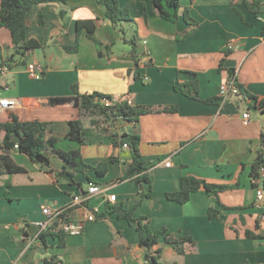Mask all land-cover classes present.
<instances>
[{"label":"crops","instance_id":"crops-1","mask_svg":"<svg viewBox=\"0 0 264 264\" xmlns=\"http://www.w3.org/2000/svg\"><path fill=\"white\" fill-rule=\"evenodd\" d=\"M118 1L130 3L135 22L128 23L137 26L138 64L131 53L129 27L115 26L96 0L39 3L27 14L28 37L42 47L29 50L26 63L10 68L0 79V97L15 100V105L0 112V122L14 115L23 121L51 123L52 134L62 137V149H78L93 167L106 163L107 172H76L51 150L49 166L44 167L12 150L27 172L0 175V264H39L51 256L63 264H153L135 226L116 213L95 218L110 204L136 205L135 215H147L153 231L166 228L176 238L193 237V242L182 246L184 252L161 237L152 250L159 252L158 264H264V221L260 220L264 200L257 201L251 177L260 150L264 156V112L255 107L253 98L220 95L221 85L235 80L264 97V2L262 12L255 15L244 0H181V17L172 22L160 17L150 0ZM185 9L197 22L183 18ZM85 19L95 20L100 45L85 30L78 34L77 21ZM119 40L125 43L121 51L116 49ZM77 42V52L65 49ZM230 43L233 49L228 48ZM224 49L231 52L229 59L236 60L235 77L227 69L219 70ZM12 52L10 32L2 27L0 62ZM28 62L43 65L41 79L29 76ZM192 80L198 82L199 98L175 89L178 82ZM74 84L80 94L121 96L134 106H175L176 111L112 124L101 114L51 104V97L75 95ZM216 97L221 102L212 100ZM246 110L249 121L243 118ZM79 118L90 137L85 144L64 138L69 121ZM123 132L140 136L142 160L153 179L143 188L151 189V196L142 198L136 182L123 178L132 160L131 150L123 146L127 141ZM168 158L171 166L164 164ZM183 175L225 188L219 195L204 189L192 192L186 203L170 200L167 193L180 188ZM89 178L105 190L73 208L75 220L84 222L83 233L68 234L64 247L49 237L47 247L38 240L28 248L29 239L47 228L39 226L47 220L44 207H67L75 194L87 191ZM110 193L117 194L116 201H109ZM212 207L220 210L214 218L209 216ZM247 231L262 237H248Z\"/></svg>","mask_w":264,"mask_h":264},{"label":"trees","instance_id":"trees-1","mask_svg":"<svg viewBox=\"0 0 264 264\" xmlns=\"http://www.w3.org/2000/svg\"><path fill=\"white\" fill-rule=\"evenodd\" d=\"M71 0H0V28L5 27L9 30L13 52L2 58L0 66L7 65L13 68L16 65L25 64L27 52L32 49L42 47L41 43L35 39L28 37V24L27 14L30 9L39 3L58 2L67 4ZM152 5L156 8L160 17L165 20L176 22L180 19L181 0H150ZM98 6L104 12V15L115 25L119 26L123 21H127L131 24L135 22V19L131 15L130 7L126 4L124 7L120 6L118 0H96ZM264 0H244V4L247 9L255 14L259 15L262 12V5ZM237 12H242L236 7ZM61 16L64 15L63 11L60 12ZM145 17L147 14L145 13ZM183 18L187 22L195 21L189 13V9H185ZM41 24H44L42 15H40ZM97 24L94 19H85L77 21V31L80 34L83 30L86 31L88 38L92 39L95 43L101 44L100 40L96 36ZM188 34V33H187ZM132 44L131 53L138 64L137 46L138 37L137 30L135 35L129 39ZM68 52L75 53L79 50V42L71 46H65ZM225 56L220 60L219 70L227 69L226 61L229 60L231 52L229 49H224ZM150 62V61H149ZM136 77H140L139 74ZM235 77V74L232 76ZM235 81V80H234ZM241 90L244 97H250L255 100V107L261 109L264 112V97H260L248 91L243 85L236 83ZM72 89L76 92L75 95L68 96H55L50 98L51 104L62 107H78L82 112L94 115L101 114L108 120L115 124L116 121H135L140 116L148 113H161V112H175L174 106L163 105H150V106H134L133 103H129L128 100H121L115 102L113 105L107 107L102 103V99L112 98L113 96L105 95L101 93L92 94H80L77 92V85L74 84ZM176 90H181L185 95L191 98H199V85L196 80L178 82L175 85ZM213 101L221 102V97L212 99ZM95 120H92L94 123ZM51 123L42 122L39 120H20L17 116L12 115L11 119L5 122H0V175L5 173H25L27 168L19 163L12 156V150L16 149L26 154L33 162L40 164L41 166H49V157L47 151L51 150L60 156L67 164L72 166L76 172H85L93 169L99 175H104L107 172V164L101 163L96 167L86 164L82 158V155L78 149L76 150H64L60 147V141L62 137L52 134ZM14 136H19L21 142L18 143L13 140ZM122 137L125 138L130 144L131 150V165L128 173L123 178H130L138 185L142 198L151 196L152 190L148 192L144 191L143 184H152V177L148 175V166L142 160L140 153V136L137 134L122 133ZM71 141L79 144H85L90 141V137L87 135V131L84 128L83 121L74 119L69 121V130L64 136ZM113 139V143L116 141ZM19 144L16 148L15 145ZM114 159V158H113ZM264 166L263 151L260 150L257 159L253 165L251 171L252 184L255 188L259 187L257 182L260 177V168ZM73 175V173H71ZM90 183H96L95 180L89 178ZM97 184V183H96ZM264 187V182L262 183ZM224 186L211 183L204 178L194 175H183L180 182V188L173 192H168L167 197L170 200H174L179 203H186L192 194V192L204 189L209 194L219 195ZM6 195L9 197L10 192L7 191ZM74 207L68 208L62 215L61 219L55 220L45 230H42L38 239L42 246H48V238L52 237L57 239L58 247H64L66 244L67 233L65 232L62 224L64 222L74 221ZM137 206L132 208H126L122 205H108L104 212H96L95 218H105L110 214L116 213L120 219H126L132 226H135L139 232L140 245L145 247L148 253V257L153 264L159 263V252L156 249L155 253H152L154 247L158 244L161 237L165 238V241L169 244L177 247L181 252H184L182 246L186 242H193V237L186 235L180 238H176L174 235L168 232V229L161 228L153 231L150 228V218L147 215L136 216L135 210ZM220 210L216 208L209 209V216L211 218L216 217ZM28 236V235H27ZM248 237H262L261 234H256L251 231H247ZM30 237V235L28 236ZM44 264H63L55 256L45 257L43 259ZM79 264V263H77Z\"/></svg>","mask_w":264,"mask_h":264},{"label":"built area","instance_id":"built-area-1","mask_svg":"<svg viewBox=\"0 0 264 264\" xmlns=\"http://www.w3.org/2000/svg\"><path fill=\"white\" fill-rule=\"evenodd\" d=\"M229 49L234 48V44L230 43L228 44ZM10 67L7 65H2L0 66V79L4 78L6 73L9 71ZM27 71L29 73V76L34 79H41L43 76V65L39 62H31L27 64ZM238 94L240 96H243L241 90L239 87L235 84L234 80L231 81L230 83H225L221 85V90H220V95L223 99H226L229 94ZM124 100L123 97L118 96V97H112V98H107V99H102V103L109 107L113 105L115 102ZM128 100V99H127ZM129 101V100H128ZM129 103H132L129 101ZM13 105H15V100L11 99L10 97H0V112L6 111L10 109ZM243 118L246 121H249L250 118V112L249 111H244L243 112ZM123 146L125 148H130V144L128 142L124 143ZM16 148L19 147V144L15 145ZM164 164L166 166H171L172 162L171 159L168 158L164 160ZM257 182L259 183V187L257 188V201L262 202L264 200V187H263V182H264V166L260 168V177L258 178ZM104 188L101 187L99 184L96 183H90L87 191L83 194H75L71 200V202L67 205V207L61 208V209H52L51 207H44L43 213L47 215V220L42 221L39 223L40 227L46 228L50 224H52L55 220L61 219V215L71 207H76V206H82L86 203V201L92 199L93 197L101 194L104 192ZM109 201H116L117 200V194L116 193H110L108 195ZM261 221H264V213L262 214ZM65 232L67 234L71 235H79L83 233L84 230V222L81 220H74V221H69V222H64L62 224ZM39 233L35 234L32 239H29L27 247L29 248L31 245H34L39 239H38ZM39 244L41 245L40 241H38Z\"/></svg>","mask_w":264,"mask_h":264},{"label":"water","instance_id":"water-1","mask_svg":"<svg viewBox=\"0 0 264 264\" xmlns=\"http://www.w3.org/2000/svg\"><path fill=\"white\" fill-rule=\"evenodd\" d=\"M236 60L234 59H229L226 61V66H227V73L230 77H232L235 73H236ZM122 123V122H120ZM13 140H15L16 142L20 143L21 142V138L19 136H14ZM46 249L44 248L43 251H45ZM39 264H44L43 260L39 261Z\"/></svg>","mask_w":264,"mask_h":264},{"label":"rangeland","instance_id":"rangeland-1","mask_svg":"<svg viewBox=\"0 0 264 264\" xmlns=\"http://www.w3.org/2000/svg\"><path fill=\"white\" fill-rule=\"evenodd\" d=\"M120 3V2H119ZM126 4H128L129 5V7H130V3H125V4H120V6L121 7H124ZM130 12H131V9H130ZM132 15V14H131ZM131 24V23H130ZM127 21H123V25H125V27H129V29H130V32H131V37L130 38H132L134 35H135V33H136V28H137V26L134 24V25H130ZM121 35H123V33H121ZM130 45V44H129ZM125 46V43L123 42V41H121V40H119V42L117 43V45H116V49L118 50V51H121V49L122 48H125L124 47ZM32 61V60H31ZM27 64H29V62L27 63ZM22 66V65H21Z\"/></svg>","mask_w":264,"mask_h":264}]
</instances>
